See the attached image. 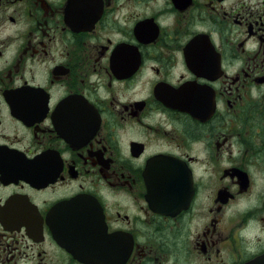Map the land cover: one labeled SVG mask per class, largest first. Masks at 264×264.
<instances>
[{"label":"flooded vegetation","instance_id":"flooded-vegetation-1","mask_svg":"<svg viewBox=\"0 0 264 264\" xmlns=\"http://www.w3.org/2000/svg\"><path fill=\"white\" fill-rule=\"evenodd\" d=\"M264 254V0H0V264Z\"/></svg>","mask_w":264,"mask_h":264},{"label":"water","instance_id":"water-1","mask_svg":"<svg viewBox=\"0 0 264 264\" xmlns=\"http://www.w3.org/2000/svg\"><path fill=\"white\" fill-rule=\"evenodd\" d=\"M247 264H264V254L256 257Z\"/></svg>","mask_w":264,"mask_h":264}]
</instances>
